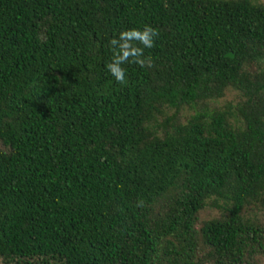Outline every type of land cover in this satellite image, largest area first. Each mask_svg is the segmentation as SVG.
I'll list each match as a JSON object with an SVG mask.
<instances>
[{
  "label": "trees",
  "instance_id": "16d2710c",
  "mask_svg": "<svg viewBox=\"0 0 264 264\" xmlns=\"http://www.w3.org/2000/svg\"><path fill=\"white\" fill-rule=\"evenodd\" d=\"M263 254L264 0H0V264Z\"/></svg>",
  "mask_w": 264,
  "mask_h": 264
},
{
  "label": "clouds",
  "instance_id": "9594fccd",
  "mask_svg": "<svg viewBox=\"0 0 264 264\" xmlns=\"http://www.w3.org/2000/svg\"><path fill=\"white\" fill-rule=\"evenodd\" d=\"M158 35L157 29L145 25L142 29L122 30L117 37L110 39L112 57L106 63V69L119 84H127L125 69L122 67L125 63H135L141 68L152 66L151 58L144 57V48L154 47L153 38Z\"/></svg>",
  "mask_w": 264,
  "mask_h": 264
},
{
  "label": "rangeland",
  "instance_id": "374dc122",
  "mask_svg": "<svg viewBox=\"0 0 264 264\" xmlns=\"http://www.w3.org/2000/svg\"><path fill=\"white\" fill-rule=\"evenodd\" d=\"M213 215V212L209 209H205L200 212V219H205ZM258 264H264V254L260 257Z\"/></svg>",
  "mask_w": 264,
  "mask_h": 264
}]
</instances>
